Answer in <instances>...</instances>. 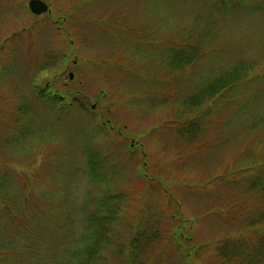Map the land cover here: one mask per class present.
Segmentation results:
<instances>
[{"label": "rangeland", "instance_id": "374dc122", "mask_svg": "<svg viewBox=\"0 0 264 264\" xmlns=\"http://www.w3.org/2000/svg\"><path fill=\"white\" fill-rule=\"evenodd\" d=\"M30 1L0 0V264H264V0Z\"/></svg>", "mask_w": 264, "mask_h": 264}, {"label": "trees", "instance_id": "16d2710c", "mask_svg": "<svg viewBox=\"0 0 264 264\" xmlns=\"http://www.w3.org/2000/svg\"><path fill=\"white\" fill-rule=\"evenodd\" d=\"M239 81H241V80L235 79L234 83L237 85ZM261 189L264 191V186L261 187ZM105 208H106V205L104 203L101 204L99 214L95 217V223L94 224H95L96 228L98 229V231L92 240H94L96 242L98 240H100V238H102L104 227L109 226V224H111L110 222H114V220L117 219V216L120 213L118 208H116V210L112 209L111 212H106ZM107 213H109V214H107ZM138 238L139 237H137V240H139ZM135 240L136 239H134V241ZM143 247H146V246H139L137 250H135L136 248L134 247V249H132L133 252L129 256L126 264H143L144 255L146 253V249L143 250ZM242 247H244V246L239 247V251L235 250L236 253L235 252H234V254L231 253V256L239 255L240 258H242L243 253L247 252L246 248L243 249ZM77 259H78V264H94V262L91 261L92 257L90 255V253L87 251H84V250H82L78 253ZM74 264H77V263H74Z\"/></svg>", "mask_w": 264, "mask_h": 264}, {"label": "water", "instance_id": "95a60500", "mask_svg": "<svg viewBox=\"0 0 264 264\" xmlns=\"http://www.w3.org/2000/svg\"><path fill=\"white\" fill-rule=\"evenodd\" d=\"M29 8L35 15H42L49 11V5L43 0H31ZM73 78V75H70Z\"/></svg>", "mask_w": 264, "mask_h": 264}, {"label": "flooded vegetation", "instance_id": "af4514ba", "mask_svg": "<svg viewBox=\"0 0 264 264\" xmlns=\"http://www.w3.org/2000/svg\"><path fill=\"white\" fill-rule=\"evenodd\" d=\"M45 92V91H44ZM47 97L51 98V99H55L57 96L53 93H44ZM61 99V98H60ZM62 100V99H61Z\"/></svg>", "mask_w": 264, "mask_h": 264}]
</instances>
